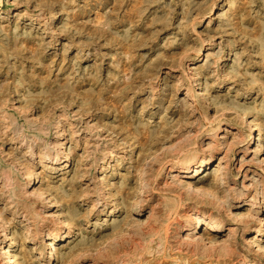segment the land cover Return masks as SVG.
I'll list each match as a JSON object with an SVG mask.
<instances>
[{
    "label": "rangeland",
    "instance_id": "rangeland-1",
    "mask_svg": "<svg viewBox=\"0 0 264 264\" xmlns=\"http://www.w3.org/2000/svg\"><path fill=\"white\" fill-rule=\"evenodd\" d=\"M261 192L264 0H0V264H264ZM194 210L234 242L178 246Z\"/></svg>",
    "mask_w": 264,
    "mask_h": 264
},
{
    "label": "bare ground",
    "instance_id": "bare-ground-1",
    "mask_svg": "<svg viewBox=\"0 0 264 264\" xmlns=\"http://www.w3.org/2000/svg\"><path fill=\"white\" fill-rule=\"evenodd\" d=\"M211 9H212V7L209 8V11H211ZM216 16H219V14H217ZM192 68H194V67H192ZM203 95H204V91L202 89H200V90L198 89L197 90L196 88L193 89V87H191V88L189 87V88H186L184 90V94L182 95V98L186 99V97H191V99L195 101V106H196V104L199 103V101H201V100H199V98L202 97L201 99H204ZM197 96H198V98H197ZM218 128H219L218 130H221V131H225V132L229 131V128L226 125L219 126ZM254 128H255L254 125L251 124V126H250V134L246 138V140H247L246 152H253L254 151V147L256 146L257 136H256V132L254 131ZM221 137L224 138V136H221ZM234 137H236V136H234ZM241 137L244 139L243 135ZM234 139H232V140H234ZM216 141H219V140H216ZM214 142H213V144L215 145L216 142L215 143ZM230 143H231V141L228 142L227 144H230ZM232 143H231V145H232ZM213 144H212V147H213ZM223 144H224V142H223ZM217 146H219V145H217ZM46 156H47V153H46ZM110 157H113V154H111ZM50 158L52 159L51 162L53 163V162H57V160H60L61 157H59L58 154L56 153ZM67 158H68V155H65L64 159H67ZM222 158H223V156L219 157L218 160H217V163H216V166H215L217 171H219V170L221 171V170L224 169V165H220L222 162H224L222 160ZM212 159H213V156L208 157V158H201V159H198V160H194V161H192V162H190L188 164H182V163L173 164V165H171L169 167V171L171 173L169 175L173 176L175 181L181 182L183 184L186 183L187 185H190V184H192L193 181L197 180L199 174L204 170L203 169L204 167H206L208 165L210 166ZM100 167H101L100 168V172H101L103 170V165L100 166ZM206 173H208V171ZM214 175L216 176L217 174L215 173ZM222 175H223V173H222ZM222 175H219V176H222ZM226 175H227V173L225 174V176ZM219 176H218V178H219ZM262 190H263V187H262ZM256 192H257V189L254 191V193H256ZM259 196L255 197L256 199H255V203L254 204H257L260 201L264 200V193L261 192V195H259ZM104 204H106L105 201H104ZM226 205H230V204H226ZM252 206L253 205H250L249 208H247L248 211L246 212L245 216L248 217V218H250L249 216H252V213L249 211V210H251L253 208ZM4 208H5V206H2L0 209H4ZM109 212H111V210ZM193 213H196L197 216L193 215ZM175 214H176V212H175ZM242 215H243V213H242ZM253 215H254V213H253ZM252 217H254V216H252ZM195 218H196V220H195ZM254 218H252V219H254ZM244 219H245V217H244ZM192 221H194V223H192ZM10 222H11V220H9V223ZM258 222H260V220ZM260 223L262 224L263 221L260 222ZM260 226H262V225H260ZM223 227H224V224H223V222L220 219L212 218V217L209 216V214H206L204 212H199L198 210H194V212L186 213V218L184 219V223L181 226V228L179 229V231L180 232L182 231L183 234H178V236L180 235L181 238H179V240L176 239V242H178V244H179L178 246H181V247H182L183 244H186L187 246H190V245L191 246H195V245H197L198 241H204V240L208 239V241H209L208 244H212L213 247L218 246V245H222V247H223L226 244H227L226 246H228L231 242H234V240H233L234 239V235H233L234 232H233V227H231V226L227 227L228 233H226V234L228 235V237L225 238L226 240H224L222 242H218L217 240H215L216 239V236H215L216 233L220 232L221 230H223ZM224 230H225V228H224ZM65 232H66L65 230L60 229L59 231H57L54 234H51V233L48 234L46 239L44 240V243H45L44 254H41V252H40V254L38 255V258H43V257L44 258H49V257H52L54 255V251H56V246L54 245V243L56 241H58L61 237H64L65 236ZM261 234H264V226L262 228L261 227H254V228H252V235H250V238L252 240H250V239L249 240L253 244L252 246H254L256 248L255 251L258 250L260 252H264V245H262L260 243L261 239H257L256 238L257 235H261ZM10 238H12V235L11 234H6V239L9 240ZM24 238L27 239L26 236ZM29 238H32V237H29ZM247 238H249V237H247ZM204 243H206V242H204ZM14 244H17V243L15 242ZM226 246H224V247H226ZM177 248H179V247H177ZM1 253L5 254V256L8 257V263L7 264H18L16 258L14 257V254H12V252H11V249H8V248L3 249L1 251ZM240 264H253V263H249L247 261L246 262L243 261Z\"/></svg>",
    "mask_w": 264,
    "mask_h": 264
}]
</instances>
